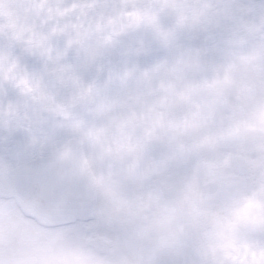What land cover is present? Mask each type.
I'll use <instances>...</instances> for the list:
<instances>
[{
    "label": "clouds",
    "instance_id": "clouds-1",
    "mask_svg": "<svg viewBox=\"0 0 264 264\" xmlns=\"http://www.w3.org/2000/svg\"><path fill=\"white\" fill-rule=\"evenodd\" d=\"M0 264H264V0H0Z\"/></svg>",
    "mask_w": 264,
    "mask_h": 264
}]
</instances>
